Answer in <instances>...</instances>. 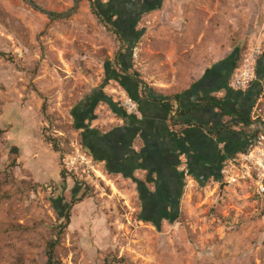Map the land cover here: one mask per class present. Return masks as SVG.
Masks as SVG:
<instances>
[{
	"label": "rangeland",
	"instance_id": "obj_1",
	"mask_svg": "<svg viewBox=\"0 0 264 264\" xmlns=\"http://www.w3.org/2000/svg\"><path fill=\"white\" fill-rule=\"evenodd\" d=\"M178 26L182 34L166 33ZM125 41L138 51L131 75L173 85L235 49L260 43L264 55V0H0V264H45L60 212L70 216L60 264H264V199L249 184L186 183L179 198L164 196L176 219L157 227L141 181L93 160L85 138L95 119L111 124L103 98L119 103L124 92L110 71ZM177 46L189 49L175 66L163 55ZM85 111L94 118L77 129Z\"/></svg>",
	"mask_w": 264,
	"mask_h": 264
},
{
	"label": "crops",
	"instance_id": "obj_2",
	"mask_svg": "<svg viewBox=\"0 0 264 264\" xmlns=\"http://www.w3.org/2000/svg\"><path fill=\"white\" fill-rule=\"evenodd\" d=\"M163 29L167 30L166 27ZM170 31L182 34L183 28H169L166 33ZM185 37L192 39L191 36ZM127 42L122 43L125 47L121 45V51L114 59V65L119 70L113 71L120 75L117 79L121 80L123 90L137 101L140 115H128L119 103H115L117 110L112 111L111 124H107L103 117L92 121V127H89L92 132L86 135L85 145L96 161L111 166L113 173L116 172L118 176H126L121 171H129L131 175L128 177L139 179L145 183L150 195H158L167 203L170 199H166L165 195H175L182 189V180L179 178L181 171L177 165L179 161L189 162L192 177L199 185H204L208 180L215 182L224 161L240 152L247 142L238 131L235 117L222 113L218 108L205 106L206 103H201V99L209 93L225 101L226 112H243L248 107L251 109L255 103L260 83L255 85V95L250 89L245 93H228L221 87L220 80L204 76L206 70H210L209 66L199 75L193 74L192 78L189 75L182 79L177 77L173 85L158 76L154 77L153 83L147 87L153 93L145 91L142 85L128 77L132 69L130 61L127 63L126 59L123 60V55L127 57L125 54L129 49L126 48ZM177 47L166 48L163 55L167 60L170 58L168 63L175 66L180 63L176 59L178 53L189 49L183 46L180 50ZM194 59L191 52V59L188 60L191 67L198 65L192 61ZM120 67L127 69V74H122ZM108 72L106 70V75H109ZM158 72L161 73L160 70ZM156 95L166 99L156 102ZM180 111L184 112L183 116L177 115ZM100 123L105 124V127L99 126ZM206 129H209L210 134Z\"/></svg>",
	"mask_w": 264,
	"mask_h": 264
},
{
	"label": "built area",
	"instance_id": "obj_3",
	"mask_svg": "<svg viewBox=\"0 0 264 264\" xmlns=\"http://www.w3.org/2000/svg\"><path fill=\"white\" fill-rule=\"evenodd\" d=\"M263 47L256 43L243 55L234 70L228 84L235 92H246L256 80L257 61L262 55ZM138 51L134 50L136 60ZM119 103L128 115L139 116L138 105L124 92L120 93ZM259 96L250 112L247 126L240 124L238 131H244L247 137L245 152L228 157L219 170L218 185L241 186L249 184L255 189V195L264 199V109L260 106ZM254 136V137H253ZM180 171L186 179L189 171L186 161H182Z\"/></svg>",
	"mask_w": 264,
	"mask_h": 264
},
{
	"label": "trees",
	"instance_id": "obj_4",
	"mask_svg": "<svg viewBox=\"0 0 264 264\" xmlns=\"http://www.w3.org/2000/svg\"><path fill=\"white\" fill-rule=\"evenodd\" d=\"M139 34V32H137L136 33V37H137V35ZM136 38L134 37V40H135ZM127 46H128V52L125 54V55H127V57H124V55H123V60H125L126 59V62L128 63V61H130L129 62V64H127V65H129V66H131V63H132V50H133V47L135 46L133 43H129V45L127 44ZM122 54V52H120L119 53V55H121ZM1 56H3L1 53H0V57ZM240 59H241V55H240V51L238 50V49H235L226 59H224V60H222L221 62H219L215 67H213L211 70H206V72H205V77H209V76H213L214 78H215V80H220L221 81V87L222 88H225L226 89V91L228 92V93H231V92H233V91H231L228 87H227V82H228V80L230 79V77H231V75H232V72L234 71V69L235 68H237L238 67V65H239V62H240ZM126 62H124V66H126ZM107 71L109 70V67H107L106 66V68H105ZM120 71H121V73L122 74H127V69H124V68H122V67H120ZM111 73H110V79H113V80H115V81H118V82H120V84L122 85V82H121V80L119 81L117 78H119L118 76H120L118 73H116V72H114V71H110ZM262 76H264V55H262L260 58H259V60H258V64H257V77H258V79L257 80H261L262 79ZM128 77H130L133 81H135L136 83H138V84H140V85H142L143 86V89L145 90V91H150V92H152V90H150V89H148L147 88V85L145 84V83H143V82H141V81H138L137 80V75H130L129 74V76ZM259 81H257L256 83H254L253 85H252V87L250 88V92L251 93H254L255 92V90H256V88H255V85H258V83H259ZM212 84L213 85H215V83L214 82H212ZM217 84V83H216ZM218 87H220V86H218ZM220 87V88H221ZM125 88V87H124ZM209 88V86H207V89ZM192 90V89H191ZM191 90H189L188 92H190ZM211 92V91H210ZM153 93V92H152ZM155 94V93H154ZM256 93H254V95H255ZM260 94V91H257V96ZM130 96V95H129ZM157 96V95H156ZM257 96H256V98H257ZM131 97V96H130ZM132 98V97H131ZM176 98L178 99V97L176 96ZM92 99H94L93 100V102L94 103H97L96 101H98L99 100V98H97L96 96H94ZM156 102L157 101H159L160 99L161 100H164V99H166L165 97H162V96H157L156 98ZM103 100H105V102L110 106V108H114L115 110H117V108H116V104L115 103H113L111 100H110V98H107V97H104L103 98ZM134 101H135V98L133 99ZM137 102V101H136ZM201 103H206V105L205 106H212V107H215V108H218L222 113H224V114H226V115H228V116H231V117H235V124H238V123H242V124H244V125H248V123H249V115H250V111H251V109L248 107L245 111H243V112H241V111H233V112H226L225 111V106H224V103H225V101H223V100H220V99H217V98H215V97H212L209 93L207 94V96L206 97H204L203 99H201V101H200ZM94 107V105L92 106V108ZM122 113V112H121ZM88 115H89V117H88ZM91 115V113L90 112H88V111H85V112H82V114L81 115H79L78 113H76V115H75V118L76 119H78V121L80 120V124L78 125V126H76V128L77 129H81L82 127V125H81V122L83 121V120H87V119H93L94 117L93 116H90ZM177 115H179V116H183L184 115V112H178L177 113ZM81 127V128H80ZM83 129V128H82ZM91 130H89L88 129V133L89 134H91ZM206 132L208 133V134H210L209 132V129H206ZM242 134V136L244 137V138H246V139H249L248 137H247V135H244L243 133H241ZM254 137V136H253ZM86 139V138H85ZM48 142H49V140H47ZM86 143V142H85ZM14 148H16V147H14ZM93 148V146L91 145V147H90V149H92ZM248 147H247V144L245 143V145H243L242 146V148H241V152H245L246 151V149H247ZM14 150V152H15V149H13ZM53 150L55 151V152H59V149H58V145L57 144H53ZM90 153H92L91 151H90ZM93 160H96L95 159V156L93 155ZM178 167L180 166V161L178 162ZM187 166H188V171H189V174L192 176V171H191V169H190V165H189V162L187 161ZM110 171H112L111 169H109ZM113 172V171H112ZM128 172L129 171H121V173L123 174L124 173V175H126L125 177H128L129 175H131L130 173L128 174ZM66 175H67V173L64 171V169H61L60 170V172H59V176H60V178L63 180V181H65L66 180ZM180 176H179V178L182 180V189H183V186L185 185V179H184V177H183V174L182 173H180L179 174ZM129 178H132V176H130ZM133 179V178H132ZM133 180H135V179H133ZM217 180H219V176H218V178H217ZM138 183V191H139V193L142 195V197H141V199H147V200H144V204L145 203H147L148 202V204L149 203H151V204H153V206H154V209H153V211H155L156 213H155V215L156 214H160V216H158L157 218L155 217V218H153L152 219V222L157 226V227H159V221H161L162 219H165V218H168V221H171L172 220V218H174V219H176V216H177V214H176V211H177V208H174L173 207V211H172V213H169L168 215L166 214L167 213V211H166V208H168L169 207V203L167 202V203H165V202H163V198H160V197H158V195H155V196H153V195H150V193L148 192V190L146 189V187H145V185H144V183H141V182H137ZM221 188H224V185H221L220 186ZM181 189V190H182ZM180 190V192L179 193H177V198H179L181 195H182V192H183V190L181 191ZM84 194H82L79 198H77V199H75L74 200V202H72L71 204H75V203H80V202H82L83 201V198H84ZM143 196H145V197H143ZM153 198H154V200H153ZM60 202V201H59ZM155 203V204H154ZM160 203V204H159ZM167 204V206L166 207H164V205H166ZM64 207H66L67 208V211L69 210V209H71V205L70 206H65L64 205ZM57 209V211H60V209L58 208V207H56ZM62 208H63V206H62ZM62 215V216H61ZM58 216H60V218H62L63 217V219L62 220H64V222L63 223H61V224H59V225H57L56 227H54L53 229L54 230H57V233H56V236L55 237H52L51 239H50V241L46 244V263L45 264H60L57 260H56V256H55V254H54V251H55V248L58 246V244H59V236L67 229V227L69 226V224H70V216H69V212H67V213H59L58 214ZM168 216V217H167ZM169 217H172V218H169ZM173 219V220H174Z\"/></svg>",
	"mask_w": 264,
	"mask_h": 264
},
{
	"label": "clouds",
	"instance_id": "obj_5",
	"mask_svg": "<svg viewBox=\"0 0 264 264\" xmlns=\"http://www.w3.org/2000/svg\"><path fill=\"white\" fill-rule=\"evenodd\" d=\"M251 47H252V46H251ZM262 47H263V46H262ZM135 49H137V48H136V45L133 47L132 55H133V52H134ZM247 51H248V50H247ZM247 51H246V52H247ZM246 52H245V53H246ZM245 53H244V54H245ZM244 54H243V55H244ZM132 55H131V56H132ZM243 55H241V59H242ZM262 55H263V52H262ZM262 55H261V56H262ZM261 56H260V57H261ZM260 57H259V58H260ZM241 59H240V61H241ZM258 60H259V59H258ZM257 64H258V61H257ZM235 69H236V68H235ZM235 69H234V70H235ZM233 72H234V71H233ZM233 72H232V74H233ZM231 77H232V75H231ZM231 77H230V79H229L228 82H227V87H228V88H229L228 84H229V82H230V80H231ZM257 79H258V77H257V68H256V80L254 81V83H256L257 81H259V80H257ZM259 82H260V81H259ZM254 83H253V84H254ZM253 84H252V85H253ZM252 85H251V87H252ZM251 87H250V88H251ZM250 88H249V89H250ZM229 89H230L231 91H233L231 88H229ZM249 89H248V90H249ZM248 90H247V91H248ZM124 93L128 95V93H127L126 91H124ZM237 93H243V92H237ZM244 93H245V92H244ZM128 96H129V95H128ZM259 96H261V93L257 96L256 101L258 100ZM129 97H130V96H129ZM261 97H262V96H261ZM130 98H131V97H130ZM131 99H132V98H131ZM132 100H133V99H132ZM133 101H134V100H133ZM256 101H255V103H256ZM134 102H135V101H134ZM260 102H261V103H260V106H261V104H262V100H261ZM113 103H115V102H113ZM136 103H137V102H136ZM255 103L253 104V106L255 105ZM119 104H120V103H119ZM137 105H138V103H137ZM120 106H121V105H120ZM253 106H252V108H253ZM252 108H251V110H252ZM122 109H123V108H122ZM123 110H124V109H123ZM138 110H139V108H138ZM124 111H125V110H124ZM250 112H251V111H250ZM125 113H126V112H125ZM126 114H127V113H126ZM131 116H134V115H131ZM249 117H250V115H249ZM249 119H250V118H249ZM240 124H242V123H238V124H236V126L238 127ZM242 125H244V124H242ZM244 126H247V125H244ZM239 132H240V133H243L244 135H246L244 131H239ZM247 140H248V139H247ZM246 144H247V142H246ZM238 153H242V152L240 151V152H238ZM238 153H236V154H238ZM236 154H235V155H236ZM186 163H187V160H186ZM180 165H181V161H180ZM179 169H180V166H179ZM181 173H182V172H181ZM182 174H183V173H182ZM218 176H219V173H218ZM183 177H184V175H183ZM219 178H220V177H219ZM184 179H185V184H186V183L188 184V183H190L191 181L194 180L193 177H192L190 174H189V178H188V179H186L185 177H184ZM218 181H219V180H216L214 183H215V185H217L218 187H220L221 185H218ZM224 187H226V186H224ZM228 187H230V186H228ZM261 199H262V198H261Z\"/></svg>",
	"mask_w": 264,
	"mask_h": 264
}]
</instances>
